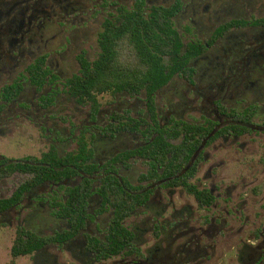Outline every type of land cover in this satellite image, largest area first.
<instances>
[{"label": "flooded vegetation", "instance_id": "obj_1", "mask_svg": "<svg viewBox=\"0 0 264 264\" xmlns=\"http://www.w3.org/2000/svg\"><path fill=\"white\" fill-rule=\"evenodd\" d=\"M238 2L0 0V140L29 124L44 153L64 154L84 137L95 166L0 212L1 226L23 221L18 227L30 229L31 212L17 214L36 196L47 209L36 233L63 234L68 225L55 215L54 196L91 185L84 228L36 252L34 264H71L62 251L77 264H264V0ZM154 10L193 44L188 68L152 100L145 92L104 94L114 101H99L95 111L73 96L68 82L100 58L108 33ZM116 45L127 52L126 40ZM109 180L131 208L123 224L132 233L130 247L112 258L89 243L105 240L113 221Z\"/></svg>", "mask_w": 264, "mask_h": 264}, {"label": "trees", "instance_id": "obj_2", "mask_svg": "<svg viewBox=\"0 0 264 264\" xmlns=\"http://www.w3.org/2000/svg\"><path fill=\"white\" fill-rule=\"evenodd\" d=\"M118 29V33L110 32L105 37L106 47L100 58L92 65L87 64L82 76L75 77L67 84L73 96L82 103L91 104L95 111L100 108L99 97L104 94L139 95L145 92L148 100H152L155 91L188 68L190 58L185 52L190 53L193 44L184 45L172 18L163 12L154 10L150 17H129ZM122 40L128 43L126 53L116 45ZM37 85L43 86L42 79ZM151 153L149 151V157ZM94 169L90 141L84 137L79 140L78 149L73 152L61 154L51 148L41 157L0 158V183L16 174L28 176L9 198L0 199V212L19 207L25 195L37 188L46 184H63L80 172L88 175ZM116 185L115 180H109L104 188L105 194L107 189H112L114 200V217L108 235L103 241L93 238L89 241L106 258L121 255L132 241V233L123 224L131 208L124 204V197ZM90 188L89 183L79 189L69 187L62 191L65 199L58 194L54 196L52 204L55 215L67 223V232L43 237L31 229L18 227L9 264H17L18 258L33 256L48 244L63 245L80 233L89 219Z\"/></svg>", "mask_w": 264, "mask_h": 264}, {"label": "rangeland", "instance_id": "obj_3", "mask_svg": "<svg viewBox=\"0 0 264 264\" xmlns=\"http://www.w3.org/2000/svg\"><path fill=\"white\" fill-rule=\"evenodd\" d=\"M228 1L235 0H219L221 3H227ZM237 2H243V0H236ZM238 2V3H240ZM240 5H243L240 3ZM237 5L236 7L240 6ZM262 6V4H260ZM234 6V8H236ZM245 9V8H244ZM248 9V8H247ZM99 101L103 104L106 102L114 101V98L105 95L100 96ZM39 131L36 130L33 126L29 124L24 125L23 129L16 132L15 138L11 141L9 140H0V153H5L14 159H24L28 156L40 157L42 153L48 150L47 147L41 142L39 138ZM77 149V145H74L72 148L66 151H74ZM65 152V151H64ZM63 152V153H64ZM28 176L16 174L13 177L4 180L0 183V198H8L12 195L13 191L17 188L19 184L24 182ZM59 194H62L59 192ZM40 200V199H39ZM38 200V201H39ZM32 211L33 208H36ZM44 207V206H43ZM40 207L37 203L36 196H33L26 200L23 210L20 211L17 215H22L23 218L29 216V228L33 229L35 232H41V229L46 227L47 218L44 215H47V209ZM42 211V213L39 210ZM44 214V215H42ZM49 214V213H48ZM26 223L23 221L14 223L13 226H1L0 225V264H9L12 260L11 249L14 239L16 237V228L18 226H25ZM60 256L63 261L70 262L71 264H77L73 262L71 253L68 251H62ZM17 264H34L32 256L21 257L17 259Z\"/></svg>", "mask_w": 264, "mask_h": 264}, {"label": "crops", "instance_id": "obj_4", "mask_svg": "<svg viewBox=\"0 0 264 264\" xmlns=\"http://www.w3.org/2000/svg\"><path fill=\"white\" fill-rule=\"evenodd\" d=\"M14 192V191H13ZM9 198V197H8ZM0 199H6V198H0ZM17 229V228H16ZM13 245V244H12Z\"/></svg>", "mask_w": 264, "mask_h": 264}]
</instances>
